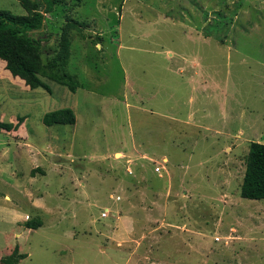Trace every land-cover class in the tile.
Instances as JSON below:
<instances>
[{
	"label": "rangeland",
	"instance_id": "obj_1",
	"mask_svg": "<svg viewBox=\"0 0 264 264\" xmlns=\"http://www.w3.org/2000/svg\"><path fill=\"white\" fill-rule=\"evenodd\" d=\"M68 23L75 92L0 62V121L25 118L0 131V260L264 264V200L239 195L264 144V0H61L43 64ZM65 108L74 125H43Z\"/></svg>",
	"mask_w": 264,
	"mask_h": 264
},
{
	"label": "trees",
	"instance_id": "obj_2",
	"mask_svg": "<svg viewBox=\"0 0 264 264\" xmlns=\"http://www.w3.org/2000/svg\"><path fill=\"white\" fill-rule=\"evenodd\" d=\"M17 2L26 11L25 16H15L8 11L0 10V62L4 64L2 69L14 80L22 81L23 87L29 90L38 88L48 90L47 85L42 81V78H46L75 92L78 84L65 74L59 73L69 57L68 29L72 24L68 23L63 30L56 56L47 64H43L41 59L43 42L49 39L45 31L46 15L51 14L61 0H17ZM45 36L47 38H44ZM24 120V117H18L15 124L0 121V131L16 132ZM42 123L46 127L74 125L75 116L71 109L65 108L44 114ZM239 195L247 200H264V144L258 142L249 144ZM25 227L35 230L41 227V222L29 221L26 222ZM24 258L26 255L18 253L16 246L11 255L2 258L0 262L17 264Z\"/></svg>",
	"mask_w": 264,
	"mask_h": 264
},
{
	"label": "crops",
	"instance_id": "obj_3",
	"mask_svg": "<svg viewBox=\"0 0 264 264\" xmlns=\"http://www.w3.org/2000/svg\"><path fill=\"white\" fill-rule=\"evenodd\" d=\"M18 83H20V84H22L23 85V83H22V81H20V80H18ZM12 133H17V131L16 132H12ZM264 142V141H263ZM231 241H233V240H231ZM239 241V240H238ZM252 242H255V240H251ZM233 242H235V241H233ZM261 242H263V241H261Z\"/></svg>",
	"mask_w": 264,
	"mask_h": 264
},
{
	"label": "built area",
	"instance_id": "obj_4",
	"mask_svg": "<svg viewBox=\"0 0 264 264\" xmlns=\"http://www.w3.org/2000/svg\"><path fill=\"white\" fill-rule=\"evenodd\" d=\"M155 170L157 171V170H159V169H158V168H156ZM105 216H106V214H105V213H102V214H101V217H102V218H104Z\"/></svg>",
	"mask_w": 264,
	"mask_h": 264
}]
</instances>
